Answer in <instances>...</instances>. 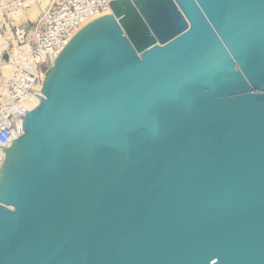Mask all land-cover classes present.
<instances>
[{"label": "water", "instance_id": "water-1", "mask_svg": "<svg viewBox=\"0 0 264 264\" xmlns=\"http://www.w3.org/2000/svg\"><path fill=\"white\" fill-rule=\"evenodd\" d=\"M109 9L0 145V264H264V0Z\"/></svg>", "mask_w": 264, "mask_h": 264}, {"label": "built area", "instance_id": "built-area-1", "mask_svg": "<svg viewBox=\"0 0 264 264\" xmlns=\"http://www.w3.org/2000/svg\"><path fill=\"white\" fill-rule=\"evenodd\" d=\"M35 1L37 0H0V3H11L10 11L16 17ZM110 1L45 0L37 18L29 22L24 20L23 23L27 24L16 29L13 39L18 44L19 51L14 54L12 46H6L5 43L0 46V145L7 148L21 134L12 119L13 106L23 100L37 98L44 68L54 61L59 51L82 25L107 13ZM6 66H9L7 73L4 72ZM15 117L17 118L16 115ZM4 156L5 152L0 147V166Z\"/></svg>", "mask_w": 264, "mask_h": 264}, {"label": "rangeland", "instance_id": "rangeland-1", "mask_svg": "<svg viewBox=\"0 0 264 264\" xmlns=\"http://www.w3.org/2000/svg\"><path fill=\"white\" fill-rule=\"evenodd\" d=\"M35 2L36 3H40V0H37ZM35 2H32L31 4L33 5V4H35ZM5 4L6 3H0V46H2L5 43L6 46H12V48H13L14 45H18V44H16L15 39H13V38H15L13 36H16V34H15L16 29L18 28V30H19V29L22 28L21 27L22 24H24V25L27 24V23H23L25 21H27V22L33 21V20H29V19H27V20L24 21V20H22V18H19V17H21V15L23 16L24 14H26L28 12V10L34 9V8L28 7L27 8L28 10L27 9L26 10L23 9L24 11L22 13H24V14L21 13V15H20V13H19L15 17L16 14L14 12L12 13L10 11V6L9 5L11 3H7L8 5H5ZM41 9L42 8H40V11H41ZM40 11H38V12L40 13ZM19 20H22V21H19ZM10 37H11V39H10ZM8 67L9 66H6L4 68V72H6V73L8 72V70H7V69H9Z\"/></svg>", "mask_w": 264, "mask_h": 264}, {"label": "bare ground", "instance_id": "bare-ground-1", "mask_svg": "<svg viewBox=\"0 0 264 264\" xmlns=\"http://www.w3.org/2000/svg\"><path fill=\"white\" fill-rule=\"evenodd\" d=\"M44 4H45V0L40 1V3H35L33 5L31 4L32 6H30V8L32 7L35 10L34 9H30V10L27 9L28 12L26 14L21 12L25 16L24 15L22 16L20 13L21 17H19V18H22V20H27V19L35 20L36 17L38 16L37 14H39L38 11H40V8H42L44 6ZM109 12H110V9L107 11V13H109ZM22 20H19V21H22ZM18 51H19L18 45H14V47L12 48V52L15 54ZM42 76H44V72L42 73ZM39 92H40V90H39ZM37 102H38V97L34 98V99L27 100V101L23 100L20 103L13 106V113H12L13 118L12 119H13V121H15V123L19 129L18 131H21V121H22V116L24 114V109H29V108L33 107L34 105L37 104ZM14 115H16L17 118L16 117L14 118Z\"/></svg>", "mask_w": 264, "mask_h": 264}]
</instances>
